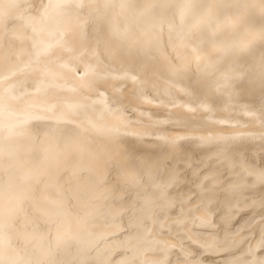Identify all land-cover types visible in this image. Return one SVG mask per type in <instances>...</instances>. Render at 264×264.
I'll return each mask as SVG.
<instances>
[{"label": "bare ground", "instance_id": "1", "mask_svg": "<svg viewBox=\"0 0 264 264\" xmlns=\"http://www.w3.org/2000/svg\"><path fill=\"white\" fill-rule=\"evenodd\" d=\"M28 2L38 17L48 4ZM82 2L59 11L83 48L28 67L35 34L8 22L17 37L5 36L0 61L6 251L19 264H264V184L245 171L264 168L262 24L228 6L252 0ZM58 18L51 10L35 26L55 31ZM84 49L98 75L80 79L73 58ZM157 161L171 165L175 187H156L163 169L149 177Z\"/></svg>", "mask_w": 264, "mask_h": 264}, {"label": "snow or ice", "instance_id": "2", "mask_svg": "<svg viewBox=\"0 0 264 264\" xmlns=\"http://www.w3.org/2000/svg\"><path fill=\"white\" fill-rule=\"evenodd\" d=\"M75 3L76 7H83L82 0H55V3H53V0H48V4L44 5L43 9L40 10V15L35 16L31 14L32 5L28 2V0H0V61L5 59L8 54L3 53V41L7 34L11 33V35L16 38V30L14 27H9V21L12 20H22L25 23L26 27H30L32 29V32L35 34V39L32 41V49L33 54L30 56L29 61L26 62L25 67L30 66L33 62L38 63L42 57L50 56L53 53L54 49H65L67 51H76L77 45H80L81 48H83V41L85 40V35L81 33L78 40H73L72 43H69L68 40V29L66 27H63V19L64 13L62 11H59L61 9H65L69 7L72 3ZM229 7H237L241 9L244 12L252 11L254 14H258L261 20L262 24V39H264V0H252L251 3L245 2L241 4L236 5H228ZM51 10H57L58 19L56 21L57 27L55 31L47 30L44 27H36L35 25L41 20H46ZM123 38V34H122ZM99 43V41H97ZM146 51V50H145ZM86 49L79 52L78 55H76L73 59H75L79 63H83V75L79 76L80 79H84L85 77H88L89 75L96 76L97 71V65H94L90 62L84 61V55H85ZM114 52L109 50V55H113ZM262 56H264V44H262ZM91 57L95 59H99L98 53L93 51L91 53ZM59 67L69 73H76L79 75L78 69L72 65L69 62H63L59 65ZM143 67V66H142ZM174 72H177L178 69L173 68ZM15 75V73H13ZM43 77H52L53 79L57 78L60 74L53 72L51 69H47L43 72ZM126 78H131L133 80H136L137 77L135 75H132L130 73H123L122 74ZM237 78H242V74H238ZM262 82H264V73H262ZM42 84H45V87L48 85L45 83V80L41 81ZM72 91H75V89H70ZM101 97H103V94H101ZM3 101L4 97L3 95H0V113L3 112ZM97 102H103L97 101ZM84 105H77L75 107H83ZM105 107L108 111L112 112L113 110L105 104ZM118 121L121 122L122 125L126 126V124L123 121V118L119 116L118 114H115ZM36 118H42V117H36ZM261 125L264 126V114H262L261 119ZM113 131L119 132L120 128L117 127ZM264 135V134H262ZM211 140V138H208ZM229 138L227 137H219L217 138L218 142H226ZM170 143L175 144L177 141L176 139H172L169 141ZM236 166L235 162H232V167L234 168ZM171 167L167 162L163 161H157L153 162L151 165L146 167V172L149 175V177H153L157 172H159L161 169L164 170L166 174V180L164 185H156L157 188L167 187V188H173L179 183V179L177 175L174 174H168V169ZM245 171L247 172V175L249 176H255L257 178V181L260 184H264V168H261L259 170H256L254 167L246 168ZM121 172L124 175H128L126 169L121 167ZM232 186L234 187H240V183H234ZM5 193L2 189H0V231L4 228V223L2 219V212H3V199H4ZM124 195H127V193H124ZM161 196L168 200V207L174 208L175 207V201L167 198L166 192H161ZM262 198H264V193L261 194ZM139 197V192H137L136 198ZM121 199H123V196H121ZM187 199L190 201L192 197L189 195ZM9 200H11V197H9ZM210 202V198H209ZM181 213H183V208H181ZM173 222H179V221H173ZM121 231H124V229H121ZM115 234V233H113ZM260 243H264V241H261ZM0 264H19V262L9 254L8 251L3 246V240L2 237H0Z\"/></svg>", "mask_w": 264, "mask_h": 264}, {"label": "rangeland", "instance_id": "3", "mask_svg": "<svg viewBox=\"0 0 264 264\" xmlns=\"http://www.w3.org/2000/svg\"><path fill=\"white\" fill-rule=\"evenodd\" d=\"M163 237V236H162ZM143 245H144V243H143Z\"/></svg>", "mask_w": 264, "mask_h": 264}]
</instances>
